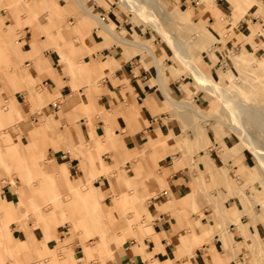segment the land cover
<instances>
[{
	"label": "crops",
	"instance_id": "0c3cea01",
	"mask_svg": "<svg viewBox=\"0 0 264 264\" xmlns=\"http://www.w3.org/2000/svg\"><path fill=\"white\" fill-rule=\"evenodd\" d=\"M48 1L53 9L60 8L56 0ZM74 1L93 18H85L83 22L94 23L86 35L81 33L86 44L81 53L72 58L64 53L63 57L56 48L68 47L72 41L79 45L76 33L66 30L62 35L58 29L49 32L55 46L37 26L27 25L17 43L10 46L19 57L23 56L22 62L27 67H16L15 73L5 78L6 82L0 77V98L8 103H13L10 98L14 99L13 110L29 120L37 122L39 117L44 121L28 127L24 139H19L16 131L9 132L22 146L30 132L36 160L42 164L53 159L58 167L36 172L35 163L27 156L29 170L23 156L26 151L12 141L0 144V165L9 168L12 163L21 172L25 170L28 179L32 176L30 171L43 175L36 192H30L17 177H11L12 183L8 180L0 183V223L25 212L18 191L20 184L28 196L42 204L43 210L50 209L53 200L44 187L53 191L54 181L57 199H79L72 190L80 188V196L99 199L106 220L110 221L114 214L121 218L106 223L105 235L98 232L99 222L93 220L88 228L63 222L56 226L53 236L47 231L43 233L40 226H32L35 218L32 209L25 217L9 223L16 249L24 246L27 233L31 234L29 246L11 254L0 242L1 250L11 256L7 262L51 264L49 255L37 254L36 249L41 246L53 255V264H102L96 251L93 253L89 248L95 247L100 236L101 257L102 252L108 253L105 264H244L245 253H264V243L256 239L260 234L258 221L264 215L261 178L252 190L247 188L252 185V178L244 173L235 174L240 164L259 166L256 156L242 148L229 159L235 153L223 144L219 145L224 151L220 155L213 129L220 132L224 129L215 124L210 126L211 121L205 119L213 127L206 129L203 125L206 122L193 110H181L175 105L176 101L189 102L208 114L212 110L202 107L210 102L206 92L214 95L199 85L192 69L175 55L174 48L156 27L134 14L127 4L118 0L142 22L141 26L114 0L105 3L89 0L88 6L99 15L83 0ZM150 2L154 11L156 7V15L160 8L169 12L170 6L171 10L179 11L174 15L176 21L185 22L190 16L197 23L200 36L197 41H188L161 25L169 35L184 42L186 52L210 79L238 95L220 76L227 66L229 70L234 66L242 78L239 87L264 96V63L250 52L239 60L230 51L244 48L254 53L264 46V0ZM10 5L28 7V2L14 0ZM157 17L160 21V16ZM218 23L221 34L215 28ZM144 25L153 27L158 34ZM74 28L81 32L79 22ZM87 28L85 24L83 29ZM222 36L226 38L223 40ZM194 44L198 46L195 48ZM26 68L31 77L23 74ZM17 77L23 79L21 88L11 90V80ZM42 88L46 91H37L36 96L38 100L47 99L38 115L37 104L30 95L34 89ZM6 138L9 140L8 135ZM95 139L98 142L89 147L88 142ZM222 140L232 142L225 133ZM181 143L191 147H181ZM55 175L60 176L54 179ZM245 210H251L250 214ZM126 218L130 226L146 229L138 231L139 239L131 232L125 235L120 228ZM83 231L87 235L84 239L80 235ZM55 236L61 239L60 243ZM2 238L7 240L5 235Z\"/></svg>",
	"mask_w": 264,
	"mask_h": 264
},
{
	"label": "rangeland",
	"instance_id": "374dc122",
	"mask_svg": "<svg viewBox=\"0 0 264 264\" xmlns=\"http://www.w3.org/2000/svg\"><path fill=\"white\" fill-rule=\"evenodd\" d=\"M14 0H0V77H3V81L6 82L5 78H10V76H12L13 73H15V68L17 67H27L26 65L23 64L22 62V58L23 56L19 57L17 55L16 52H14L10 46L13 43H17L18 41V37L24 34V30H25V25L29 26V27H33V26H37L36 29H39L41 32L45 33L48 42L55 44L53 42L52 37L49 35V32H52L56 29L60 30V32L63 35V31L66 30H70L74 33L77 34V38L80 40V44L76 45L73 41L71 43V45H69L68 47L64 46V47H58L56 46L57 50L63 54L64 57V53L70 55L72 58L73 56H75L76 54H78L79 52L81 53L83 49H86V44L84 43L83 39H82V34L86 35L85 33H87L88 31H90L91 27L94 26V23L88 25L87 23H84V19L86 18L87 20L91 19V15L86 13L84 10H82V8L74 1V0H56L59 3L60 8L58 9H53L52 6H50V2L48 0H25L28 2V7H24L23 5H18V6H11L10 3H12ZM30 1V2H29ZM48 1V2H47ZM65 1V3H63ZM89 0H83V4L86 5L93 13H96L97 15H99L95 10H93L92 8H90L87 4ZM90 1H97V2H106V0H90ZM89 1V2H90ZM116 1V4H118L120 6L121 9H123L124 7H122V5L118 2V0H114ZM88 2V3H89ZM107 2H109V0H107ZM74 8H73V6ZM166 8L168 9V6L166 5ZM78 11H76V10ZM80 9V10H79ZM126 14L128 13V9L124 8ZM161 11H158V15L160 16V22L163 26H165L167 29H169L172 33L178 35L179 37L185 38L188 41H193V40H199L200 36H198V32H197V23L192 21L190 16H188V19L185 20V22H179L176 21L174 19V15L176 13H178L179 11L177 10H171L170 6H169V12H163V8H160ZM132 11V10H131ZM155 11L156 7H155ZM133 12V11H132ZM132 12H129L127 15H130V19L134 22H137L140 26L142 24V22H140V20L132 14ZM70 19H74V21H70ZM93 19V18H92ZM231 20V19H230ZM79 22L80 27H81V32L80 30L74 28V25H76ZM87 25L88 28L87 29H83L84 25ZM96 25H98L96 23ZM144 27H148L149 30H151V32L154 30V32H156V30L149 26V25H144ZM27 28V27H26ZM215 28L217 29V31L221 34V23H218L215 25ZM157 33V32H156ZM158 34V33H157ZM127 36V35H125ZM245 36V35H243ZM252 36V35H249ZM246 37V36H245ZM223 40L226 38V36H222L221 37ZM143 41H147L149 44L150 41L149 39H144ZM20 42V41H19ZM257 45H260L259 43H257ZM36 46L38 47L37 43ZM196 46H198V44H194V47L196 48ZM261 46V45H260ZM39 48V47H38ZM263 48V50H262ZM262 48L260 50H258L257 52H251L248 51L244 48L240 49V50H230L233 51L236 54V58H238L239 60L244 59L245 54H247L248 52H250L256 59H260L263 63V56H264V46H262ZM20 49H22L21 44H20ZM228 50V51H229ZM227 51V53H228ZM38 56H40V48L38 50ZM227 54L225 55L226 58ZM68 58V59H69ZM225 61L227 62V59H225ZM179 63H181V61L178 60ZM198 64H200V59L199 61L197 60ZM182 64V63H181ZM227 64H229V62H227ZM84 65V64H83ZM23 66V67H22ZM82 66V64H81ZM86 66V64H85ZM87 67V66H86ZM2 68H5L6 70L4 71ZM82 68V67H81ZM182 68H184L183 64H182ZM185 69V68H184ZM233 69V70H232ZM232 69L229 70V66L226 67V70L220 74L222 81L226 84H228V86L232 89L235 90V92L238 93V95L240 97H242L244 100L252 103V104H260L261 106L264 107V96L260 95L257 92H249L248 90H244L241 89L239 87V81L242 79L239 70L232 66ZM41 70V69H40ZM87 70V68L85 69ZM23 74H25L28 77H31L30 72L26 69H23ZM254 73L257 72L256 69L253 70ZM7 76H6V75ZM5 76V77H4ZM0 78V81H1ZM12 81V86H11V90L16 89V88H21L20 84L21 82H23V79L17 77L16 80H11ZM10 82V80H9ZM14 84V85H13ZM252 84V83H251ZM195 86L196 88L198 87L196 81H195ZM230 90V89H229ZM40 91H46V89L42 88V89H34L31 93V99H33L34 104H37V108L35 109V113L40 115V111H41V106L43 105V103L45 102V100L47 98H44L43 100H38L37 96H36V92ZM206 92V91H205ZM206 94H208L207 98H209L210 102L207 106H202L203 108L207 109V110H212L210 113L214 116H211V118H209V121H211L210 126H212V124L217 125L218 127H221L222 129H224L223 131H215V129H213V127H211L214 131V137L215 139L219 140V144H218V149L220 152V155H222V153H224L223 150L220 149L219 145L223 144L224 148L226 149H230L232 150L235 154L233 156H229V159L234 157L235 155H237L242 148H246L248 149L243 142L240 140V138L237 136V134H235L231 128L230 123L227 121V119H220L218 120V117H222L223 116V111L222 108L219 106L220 103H218L217 99L210 95V93L206 92ZM3 100H6L4 98H2ZM11 102H15L14 99L10 98ZM1 100V98H0ZM8 101V100H7ZM7 101H0V107H2L4 105L5 108H0V144L1 145H5L6 143L12 141L14 142L18 148L22 151H26L29 154H24V159L26 162V165L28 166L29 163H27L26 157H30L32 158V164L35 163V165H33L34 168H36V172H42L45 169H56L58 167L57 164H55L53 159H50V161L48 162H43L42 164H40V162L38 160H36V156L35 153L33 152V142H32V138H31V134L30 132L28 133V140L27 142L23 143V146L21 145L19 139L22 137V139H24V135H25V130L28 127H33L35 126L37 123H39L40 118H37V122L35 120H29V118H27L26 116H24L22 113H18L15 110H13V103H8ZM193 102V101H192ZM4 103V104H3ZM3 104V105H2ZM17 108V107H16ZM18 108L20 109V107L18 106ZM13 110V111H12ZM12 111V112H11ZM12 116H11V114ZM208 113V114H210ZM7 117V118H6ZM208 118H204L202 119V122H206L203 125L210 128L209 126V122L208 120H205ZM44 120H41V122H43ZM244 125L247 127L248 131L255 137L260 138V132L258 129H255L254 125L251 124L250 122H248V120H246L245 118L243 119ZM39 123V124H40ZM210 128V129H211ZM13 130L14 132L16 131L15 134H17V137H19V139L15 136H13L9 131ZM225 133L226 138L229 141H232L230 144H227L225 141L222 140V135ZM6 135H8L9 140H7ZM179 139L181 138L180 136L178 137ZM97 139L93 140L92 142H88V146L90 147V145H95V143H97ZM212 144V142L209 143V145ZM181 147H188L190 148L191 146L185 144V143H181ZM3 148V147H1ZM194 150H196L195 148H193ZM249 150V149H248ZM250 151V150H249ZM252 152V151H251ZM43 157V156H42ZM39 157V158H42ZM235 158H233L234 161ZM9 160V159H8ZM12 161H14L12 159ZM11 162V161H9ZM50 162V163H49ZM259 163V162H258ZM12 163H10V167L7 168L4 165H0V183L1 182H6L8 180V182H11V177L15 178L17 177L22 184L30 191V192H36L37 190V186L39 183V180L43 179V175L42 174H37L35 173H31V178H27L26 172L25 170H21L20 169H16L13 165L11 166ZM38 166H37V165ZM260 166V164H259ZM259 166L257 165V163L251 165V166H246L244 164H240L238 169L236 170L235 174L237 173H244L245 176H248L250 178L253 179L252 181V185H248V189H256V186H258V182L259 179L261 178V185L263 186V190H264V171L260 170ZM29 170L31 169L30 166ZM107 174V173H106ZM109 175V173H108ZM238 175V174H237ZM60 175H55L54 179L56 177H58ZM15 183V182H14ZM223 184V183H222ZM24 186H22L21 184L18 185V191L20 196L22 197V201L25 204L26 210L24 213L18 214L17 218L13 219H8L6 220L4 223H0V234H2V236H0V242L4 245L5 249L11 253V254H17L19 253L21 250L25 249L26 247L29 246L30 243V238H31V234L27 233L28 238L24 239V246H22L20 249L16 247L18 246H14V239L12 238L11 235V231L9 228V223L11 220L16 221L22 217H25L30 210L33 209V213L35 214V218L33 221V227L34 226H40L43 229V233H45V231L52 233V235L54 236V231L55 228L58 224H61L63 222H68L72 227H82V228H88L89 224L91 221L93 220H97L98 223V232L101 234H106V223H111L114 222L118 219L121 218V216H116L115 214L113 215L112 219L106 220V218L104 217L103 214V209L101 208L100 204H99V199H96L94 197L91 196H85L82 197L80 196V193L78 192L80 190H72V192L77 193L79 196V199L76 198H69L66 201L64 200H60L57 199V189H56V184L54 181V190L51 191L49 190L48 186L45 188L44 190L49 194V198L50 200H53V204L51 206L50 209L48 210H43L42 204L37 201L36 199H34V197H32L31 195H27L26 194V189L24 188ZM81 187V186H79ZM41 191H43V188H40ZM71 190V189H70ZM220 196V195H219ZM32 197V198H31ZM218 197V196H217ZM41 201V200H40ZM258 203V202H257ZM37 204V205H36ZM31 205L28 209V206ZM235 205V204H234ZM225 207L229 206L224 205ZM17 207V206H16ZM258 207H260V204L258 203ZM18 210V209H17ZM250 214L251 210H245ZM251 216V215H250ZM29 216H27L28 218ZM76 218L74 220V218ZM251 220V217H250ZM260 223V234H257L256 239L258 240V242L260 243H264V215H260V220L258 221ZM24 224V228L25 230H28V226L27 224ZM120 228L123 229L125 235H127L128 232L133 233L138 239V231L141 230V232H144L146 229L143 228H137L136 226L132 227L129 225V222L127 221L126 218V222L124 224V226H120ZM7 237V240H5L4 238L1 239V237L3 236ZM80 235L82 236V238L84 239V237H86L87 235H85V231L81 232ZM58 240V243H60V240L57 236H55ZM63 240V239H62ZM197 242H199L201 239H196ZM103 242V238L100 236V240L97 241L95 243V247H91L89 246L87 243L89 248L91 249V251L94 253L96 251V253L98 254V256L103 260L102 264L104 263V258L105 256L108 254L106 252H102L103 256L101 257V252L99 251V245ZM264 246V245H263ZM95 249V250H94ZM37 254L38 255H49L50 256V262L51 264H53V260L52 257L53 255L48 252L45 247H38L36 249ZM8 252H5L3 249L1 250L0 248V264H14L12 262H7L9 260V258H11V256L9 255ZM52 255V257H51ZM85 257H89L87 256V254L84 252ZM246 259L244 261V264H264V253H259L257 252V254L255 255H249L246 254ZM15 264H25V263H21V262H17Z\"/></svg>",
	"mask_w": 264,
	"mask_h": 264
},
{
	"label": "bare ground",
	"instance_id": "6f19581e",
	"mask_svg": "<svg viewBox=\"0 0 264 264\" xmlns=\"http://www.w3.org/2000/svg\"><path fill=\"white\" fill-rule=\"evenodd\" d=\"M80 1V0H78ZM127 4L130 10L134 14L143 17L146 23H149L156 27L160 35H163L167 42L176 51V56L181 58L184 63L192 69L193 75L196 77L199 85L204 89L211 92L220 103V107L223 111V116L218 117V120L227 119L231 128L235 134L240 138L243 144L256 156L260 167L264 171V107L260 104H252L242 97L238 96L234 92L230 91L226 87L222 86L217 81L210 79L194 62L193 57L188 54L185 44L179 38H175L167 32V30L161 25L158 15L155 14L154 8L150 0H119ZM86 9V8H85ZM97 17V16H96ZM155 29V30H156ZM121 39V38H120ZM124 38H122L123 40ZM127 40V39H126ZM143 45V44H142ZM163 76V75H162ZM175 102V101H174ZM175 105L181 110L186 108L195 112L198 118H211L213 113L205 114L199 111L192 103L176 101ZM248 120L254 125L255 129H258L261 137L257 138L253 136L244 125L243 119ZM261 197L264 198V192Z\"/></svg>",
	"mask_w": 264,
	"mask_h": 264
}]
</instances>
